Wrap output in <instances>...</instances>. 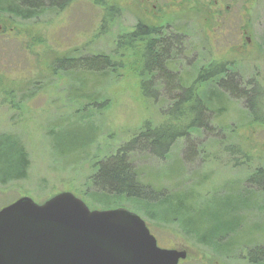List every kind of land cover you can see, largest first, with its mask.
<instances>
[{"label": "rangeland", "instance_id": "rangeland-1", "mask_svg": "<svg viewBox=\"0 0 264 264\" xmlns=\"http://www.w3.org/2000/svg\"><path fill=\"white\" fill-rule=\"evenodd\" d=\"M106 3L115 9L112 20V11L92 0H74L63 10L30 20L0 15V134H16L30 161L25 179L0 183V209L20 196L39 204L61 191L73 192L90 209L116 208L93 201L89 193L95 187L87 179L103 157L130 143L139 131L155 128L165 137L149 146L153 153L136 149L130 155L142 182L175 196L169 216L176 198L192 192L193 210L183 208L182 226L201 234L208 228L205 215L217 221L235 218V234H211L218 243L234 238L238 244L226 252L231 254L227 259L221 248L217 252L192 242L181 223L162 221L155 203L127 201L121 206L147 222L159 247L185 243L188 256L179 264H252L245 258L248 250L264 246V0ZM138 23L172 24L170 29L181 30L177 66L182 69L223 62L237 70L242 83L258 85L263 93L258 119L250 116L245 98L223 90L222 112L200 116L199 110L182 104L166 113L177 92L156 76V96L150 87L143 90L139 43L130 48L125 40L118 42ZM94 54L111 56L117 64L113 74L84 69L82 64ZM193 120L199 126L190 127L165 154L172 136L186 132ZM227 202V207L237 203L238 210L226 212Z\"/></svg>", "mask_w": 264, "mask_h": 264}, {"label": "trees", "instance_id": "trees-1", "mask_svg": "<svg viewBox=\"0 0 264 264\" xmlns=\"http://www.w3.org/2000/svg\"><path fill=\"white\" fill-rule=\"evenodd\" d=\"M72 2L74 0H0V15L7 16L8 18L14 17L30 20L37 15L42 16L47 11L55 12L63 10V8L69 6ZM92 2L95 5L107 6L106 0H92ZM104 11L107 13L112 11L108 15L111 16L110 20L114 19L115 14L113 11L115 9L113 7H105ZM170 26L172 24H165L162 27H150L138 23L135 25L133 31L124 34L118 40V42L125 40L124 43L130 46V48L133 42L139 43L142 50L140 53L141 69L139 71V79L143 90L147 91L146 89L150 87L154 90V95L156 96L157 84L154 78L156 76L160 78L161 82L166 83L167 87H172L177 92L175 101L167 107L166 113L170 114L174 109L178 110V107L185 104L189 106L188 110L194 112L199 110L200 116H206V113H210L213 110L222 112V107L225 105L224 102L226 103L227 98L225 97V93L228 92L230 96L240 97L241 99L245 98L250 116L255 120L258 119L256 109L262 101V89L255 83L253 85L242 83L243 79L238 75L237 70L223 62L218 63L209 60L207 63L192 65V70L188 71L182 69L181 66H177L178 54L182 53L180 43L183 41V34L179 32L181 30L176 26H174V30L170 29ZM69 64L71 63L68 62ZM82 65L86 70H103L104 74H107V71H109L110 75L113 74V67L117 66L111 56L105 54H94ZM186 77H189V79L187 80ZM222 90L225 93H221ZM13 103V101L10 103L11 107H14ZM193 103H196V105L193 106ZM193 121L186 132L172 136L165 154L173 141L189 134L188 130L193 125L199 126L197 121ZM164 137V134L159 133L155 128L152 133H150L149 128L144 129L139 131L130 143H126L124 146L122 145V147L118 148L113 155L103 157L98 163L97 170L87 179L89 185L91 184L92 187H95V191L89 193V197L93 201L100 203L103 207L110 205L122 207L121 205L124 206L127 201L140 204L141 206L148 205L149 202L155 203V206L161 210L159 214L157 213V216L162 221L181 223L180 230L183 233L185 232L192 242L205 247L211 246L214 250L218 248L217 252H220L219 249L221 248L222 252L225 251L223 252V257L229 259L231 254L226 252L231 248L234 249V246L238 243L235 242L234 238L222 243L212 240V232L214 231L212 229L215 226L214 223L217 221L214 215H205V219H202L204 224L208 226L204 234L182 226L180 214L183 208L189 209V212L193 210L190 205V201L193 200L192 192L184 193L181 197L176 198L175 206L171 209L172 216H169L167 209L169 205H173L175 196L169 193L165 195L164 189L154 188L149 182H142L139 172L133 167L130 157L133 151L136 149L142 151L148 149L153 153L149 146L157 143L159 139L162 140ZM0 162L3 164L0 167V183L5 184L9 181L26 178L30 165L29 155L23 142L16 134L12 135L6 132L0 134ZM226 197L232 198L231 196ZM236 204L233 207H227L228 210L235 213L237 209ZM235 222V218L232 221L220 219L217 221L216 227H218L219 231H234L235 234L238 231L237 226L239 224ZM245 258L250 263L264 264V249H254L251 253L248 251Z\"/></svg>", "mask_w": 264, "mask_h": 264}, {"label": "water", "instance_id": "water-1", "mask_svg": "<svg viewBox=\"0 0 264 264\" xmlns=\"http://www.w3.org/2000/svg\"><path fill=\"white\" fill-rule=\"evenodd\" d=\"M187 255L185 243L159 247L137 213L90 209L69 191L0 209V264H179Z\"/></svg>", "mask_w": 264, "mask_h": 264}, {"label": "flooded vegetation", "instance_id": "flooded-vegetation-1", "mask_svg": "<svg viewBox=\"0 0 264 264\" xmlns=\"http://www.w3.org/2000/svg\"><path fill=\"white\" fill-rule=\"evenodd\" d=\"M227 206H228V205H227ZM227 206H223V208H224L225 210H227ZM230 207H233V206H230ZM237 210H238V208H237ZM214 225H215V226L213 227L212 230H214V231L217 233V232L219 231V230H218V227H216V226H217V221L214 223ZM214 231H213V232H214ZM186 248H187V253H188V248H189V247H188L187 245H186ZM254 249H261V250H262V249H264V246H262V247H254V248L251 247V248L248 250L249 253L253 252ZM187 256H188V255H187ZM251 263H252V264H255L254 262H251Z\"/></svg>", "mask_w": 264, "mask_h": 264}]
</instances>
